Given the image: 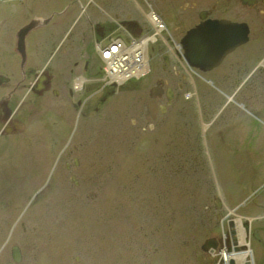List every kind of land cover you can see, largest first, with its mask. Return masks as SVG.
I'll return each instance as SVG.
<instances>
[{"label":"rangeland","instance_id":"374dc122","mask_svg":"<svg viewBox=\"0 0 264 264\" xmlns=\"http://www.w3.org/2000/svg\"><path fill=\"white\" fill-rule=\"evenodd\" d=\"M146 9L140 7L144 15ZM71 13L74 15L76 10ZM146 20L150 25L148 17ZM88 21L82 18L78 32L91 42L95 30ZM145 25L148 24L138 29L149 27ZM103 29V33L112 30L109 26ZM25 30H22V36ZM145 37L139 36V39L142 41ZM160 52L155 50L152 54L157 57ZM56 62L51 66L55 67ZM99 63L97 58L90 60L93 73L97 74ZM221 72L231 84L230 78H226L231 71L222 69ZM160 74L165 75L158 69L145 79L134 80L129 83L130 88L110 87L113 92L110 102L105 109L95 111L92 136L97 139L98 135L109 132L110 148H87L89 142H84V147L78 146L79 168L61 170L60 173L55 162H64L69 156L63 155L61 160L55 155L49 158L46 171V183L49 184L45 191L47 201L49 196L52 197L55 207L53 216H47L43 230H40L46 236L47 258L62 259L61 264H75L77 257L93 264H200L197 260L200 246L208 237L218 236L221 232L222 224H218V210L213 201L218 193V178L223 177L218 155L222 154V148L264 150V125L254 116V119L248 116L240 119L234 115L236 108L241 110L234 103L226 110L221 108L227 100L224 91L233 94L236 91L233 87L220 86L222 89L216 90L208 84L196 83L197 91L189 86L187 90L210 99L203 104L205 119L222 117L223 121L218 125L212 123L208 132L202 134L199 125L192 129L201 119L198 98L187 102L179 99L174 105L175 126L170 127L169 121L164 120L157 128L144 130L142 141L135 137L138 145L135 147L136 121L138 114L143 112L142 103L146 97H138L140 93L134 88L143 87L137 90L143 91ZM262 77L257 86L244 88L236 95L238 101H244L252 112L264 113V75ZM96 84L102 86L99 82ZM108 107L110 121L107 127V124L102 125L101 119ZM217 112L218 118L215 117ZM220 112L226 117L219 115ZM159 118L161 120L162 116ZM84 126L83 116H76L68 140L79 138ZM64 142L65 138L57 139L60 148ZM169 148H174L173 153ZM206 150L210 151L209 155ZM93 166L95 179L92 177ZM107 168L109 182L103 177ZM58 173L59 184L55 183ZM72 174L79 178V185L72 183ZM27 209L28 206L24 207V214ZM23 213L20 217L0 219V245L19 244L26 254L29 245L23 228L28 219L21 218ZM35 224V221L30 222L28 227ZM32 236L30 234L31 240Z\"/></svg>","mask_w":264,"mask_h":264},{"label":"flooded vegetation","instance_id":"af4514ba","mask_svg":"<svg viewBox=\"0 0 264 264\" xmlns=\"http://www.w3.org/2000/svg\"><path fill=\"white\" fill-rule=\"evenodd\" d=\"M100 1V6L107 8L111 17L135 26L146 21L140 7L157 10L167 18L173 17L175 8L183 12L188 21L198 20L205 13L207 18H200L201 22L216 18L241 25V33L235 35L237 29H233L231 37L234 39L244 34L243 30L247 31V44L232 54L230 83L244 88L258 85L255 73L264 72L259 68V62L264 59V0ZM91 4L92 0H0V219L17 217L28 206L23 213V217L28 219L23 234L29 245L28 253L22 250L19 263L14 261L12 247H4L0 250V264L63 263L62 259L46 257V236L40 231L47 216H53L55 207L52 197L49 196L47 201L45 191L48 160L61 152L69 158L56 164L60 171L79 168L78 146L84 147V142L87 144L93 140L95 111L105 109L110 99L109 89L103 90L102 94L96 91L92 80L94 73L86 58V38L80 37L78 22L75 23L76 20L81 22L82 18L100 20L99 14L91 10L94 6ZM72 10H76L74 15H71ZM82 10L85 11L82 13ZM32 23L33 27L23 38L22 30ZM48 53L49 57H46ZM53 62L58 64L51 66ZM167 69L172 71L171 67ZM80 75L86 80L81 90H77L73 87V80ZM184 88L185 84L180 91ZM155 99L157 102L154 104L161 106V102L167 101V96L160 95ZM149 101L145 98L143 107ZM78 115L85 120L84 129L79 138L69 141L68 132ZM137 118L134 136L139 141H142L144 130H153L164 122L160 113L152 116L143 111ZM169 123L175 126L172 121ZM62 138L65 142L60 148L57 139ZM105 142L104 148H110L109 132ZM136 143L135 147L138 146ZM91 147L93 144L88 143L87 148ZM169 149L173 153L174 148ZM222 150L223 177L218 178V192H223L226 206L218 209V224L227 213V206H233L239 214L253 218L247 230V239L253 251V264H264V179L259 178L260 166L256 163L264 167V151L252 148ZM92 169L95 179L94 166ZM105 170L103 177L109 182V168ZM56 182L59 184L61 178H55ZM33 221L36 224L28 227V223ZM30 234H33L32 240ZM197 260L200 264H222L220 249L218 258L200 251ZM74 261L75 264H93L80 257Z\"/></svg>","mask_w":264,"mask_h":264},{"label":"bare ground","instance_id":"6f19581e","mask_svg":"<svg viewBox=\"0 0 264 264\" xmlns=\"http://www.w3.org/2000/svg\"><path fill=\"white\" fill-rule=\"evenodd\" d=\"M100 4V0H92L91 5L94 6L91 10L94 13L99 14L100 20H93L91 18L92 21L91 19L90 21L92 24L97 25L94 28L100 30V35L103 38L107 37L106 39L109 41L104 40L102 43L95 42L89 44L91 52L95 56L99 57L100 62L104 64V72H102L99 76V81L102 82L103 86H98L94 83L95 87L98 86L96 88L98 93L102 94L103 90L109 89V98H111L113 92L110 87H112V85L117 84L121 85V87L128 86V88H130L132 87L130 85L132 81L145 79L148 75H151L159 69V71L165 75L163 76L160 74L159 76H156L150 86L145 87L146 89L142 91L146 100H151L143 107V111H145L148 115L152 114V116H154L157 113L163 114L164 120L172 121V124H174L173 113L176 111V108L174 107L176 102L179 99H181L182 102H187L188 100L197 101L198 98L197 105L200 110L199 114L201 119L199 123H196L192 127V129L199 125L202 134H206L212 123L214 124V122H216L215 124L218 125L220 121H223V118H218L217 112L215 115V117L218 118L217 120H211L210 118L205 119L207 115L203 110L205 109L203 104L204 102H209L210 99L206 100L205 97L199 95V92H193L191 89L187 90V87L189 86L190 88H193V90L197 91L199 86L196 83H200L202 85L205 83L216 90L220 89V86L233 87L236 89L233 94H228L224 91L227 96V100L221 108H225L226 110L227 107L233 106L232 103H234V105L241 108V110L236 108L234 115L240 117V119L245 116L253 119L255 117L258 121L262 120L263 122L261 123L264 125V113H257L255 111L252 112L247 108L244 101H238L236 95L240 90L244 89V87L232 86L228 83L229 80L227 81L224 79L225 74L221 72L222 69L226 71L231 69V60L233 59L232 54L247 44H245L247 41V31L245 32L243 30L244 34L234 37V39L231 37L233 29L234 31L237 29L235 35L241 33V25L234 24L229 20L216 18L206 19L201 22V19L203 20L204 18H207L205 13L200 15L201 19L199 18L197 20L195 18L194 20L191 19L188 21L185 20V14L175 8H173V17L167 18V16H164L158 11L148 8L145 10V17H148L151 24L149 25L146 20L143 24L147 23L148 25L145 26L149 27L145 30H140L138 28L143 24L135 26L133 24L122 22L116 19V17L113 18L111 17L112 15L107 12V8L101 7ZM175 19L177 20L176 22ZM209 20H213V22L218 21V23L224 22L228 27H231L232 30L228 27L223 28L225 36H218V34L209 33L207 32L208 30L204 28V24ZM105 26L112 28V32L103 33V28ZM94 32V35L98 36L96 31ZM206 33L207 36L203 38L202 36H205ZM139 36L146 37L141 41ZM230 38L233 40L232 42H230ZM227 40L228 42H226ZM155 50H161V52L157 54V57L152 54ZM92 58L93 57H90V59ZM84 60L85 56L83 58V61ZM259 65L260 70L263 71L264 59L259 62ZM162 67L166 68V71ZM168 67H171L172 71H169V69H167ZM165 72H167V77ZM170 72H172L171 75ZM176 74H178L177 77L175 76ZM263 75L264 72L255 73L256 79L258 80L263 78ZM228 77L230 78V75L228 76L226 74V78ZM169 78L175 79V81L168 80ZM183 78H185V82ZM79 82L85 83V80L80 78ZM79 82L76 78H74L73 87L77 90H81L82 88ZM193 83H195V86ZM224 83H226L224 86L221 85ZM183 84H185V88L180 91ZM176 86L179 88V90H177L178 92L175 91ZM134 90L136 93H140L138 95L139 97L141 92H138L136 87ZM160 95L167 96V101L161 102V106L158 103L154 104L157 102L155 98ZM96 102H99V100ZM100 110H102V108H100ZM105 113L106 114L102 117L101 121L103 122L102 125L107 124L108 127V122L110 121L109 108L108 110H105ZM224 114L225 113L220 112L219 115L223 116ZM229 125L230 127H236L234 124ZM170 127L174 126L170 124ZM111 129L113 130L114 128ZM106 136L107 133L105 132L102 133V135H98L97 139L95 138L91 140L89 142V144H93V147L91 148H104L107 144L105 142ZM133 142L136 143L135 136ZM206 148L208 147L206 146ZM209 154L210 151L206 150V155ZM216 196H219L223 200L224 196L221 190L216 194ZM227 213L228 217H231L236 224L238 233L237 246H246L245 248H247L249 240L247 239L245 223H251L253 218H248L239 214L233 207L230 208V206H227ZM248 252L249 251L247 249L242 251H233L231 253L224 251L223 264H229L231 258L235 260L236 264H252L249 260Z\"/></svg>","mask_w":264,"mask_h":264},{"label":"water","instance_id":"95a60500","mask_svg":"<svg viewBox=\"0 0 264 264\" xmlns=\"http://www.w3.org/2000/svg\"><path fill=\"white\" fill-rule=\"evenodd\" d=\"M204 27H205V25H204ZM214 202H215V205H216L217 208L218 207L219 208L222 207V201L216 195L214 197ZM217 217H218V214H217ZM229 224H230L229 231L231 232V234L233 236L232 237L233 243L236 244L237 243V239L235 237V234H236V230L234 228L235 223H234L233 220H230ZM223 244H225L228 253H231L233 251H240L241 249H245V247H246V246H235V247H233L232 246V240L230 238H228L227 240L224 241L222 238L218 239L217 237H211V238H208L204 242V244L202 245V249L204 251H206V252L209 251L210 249L218 250V249H221L222 246H224ZM13 253H14L13 254L14 255V259L17 262H19L21 260V252H20V248L17 245L14 246ZM230 264H236L235 260L233 258L230 260Z\"/></svg>","mask_w":264,"mask_h":264}]
</instances>
